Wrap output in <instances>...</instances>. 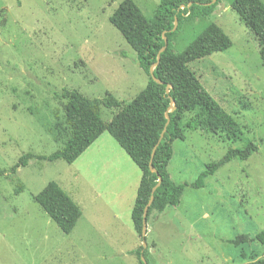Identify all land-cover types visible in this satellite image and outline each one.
<instances>
[{
    "label": "rangeland",
    "instance_id": "obj_1",
    "mask_svg": "<svg viewBox=\"0 0 264 264\" xmlns=\"http://www.w3.org/2000/svg\"><path fill=\"white\" fill-rule=\"evenodd\" d=\"M122 1L0 0V169L9 172L0 176V264H140L136 251L144 241L134 228L130 194L101 195L106 182L98 183L90 163L34 158L10 171L23 155H50L72 134L56 96L62 88L89 98L109 92L127 104L146 87L136 52L109 20ZM134 1L149 18L160 3ZM233 1L186 21L172 42L181 53L211 23L231 38L230 49L190 66L239 131L184 127L169 172L175 182L191 183L230 148L253 141L259 149L220 167L205 187L186 186L179 205L152 211L149 264H245L264 256V245L253 240L264 230V61ZM118 111L103 107L102 118L110 121ZM50 181L82 210L69 234L34 199ZM242 235L248 241L236 244Z\"/></svg>",
    "mask_w": 264,
    "mask_h": 264
},
{
    "label": "trees",
    "instance_id": "obj_2",
    "mask_svg": "<svg viewBox=\"0 0 264 264\" xmlns=\"http://www.w3.org/2000/svg\"><path fill=\"white\" fill-rule=\"evenodd\" d=\"M221 1L160 0L154 16L149 18L134 0H123L109 20L136 52V60L148 76L146 87L127 104L109 92L102 98H89L78 89L62 88L60 92H56V96L72 134L62 148L50 155H23L11 168V173L15 174L19 167L27 166L34 158L73 163L100 135L108 132L142 171L132 209L134 228L141 236L145 207L159 180L160 185L154 192L147 220L154 210L163 212L169 206L179 205L186 186L203 188L206 186V178L214 175L220 167L233 159L247 160L258 151L259 146L253 141L244 148H230L220 160L207 164L206 169L191 183H177L169 172L175 141L186 139L184 127L206 131L220 129L229 136H236L239 131V123L235 117L212 96L190 66L193 61L232 47L233 41L223 28L217 23H211L184 51L175 53L173 50L172 36L181 26L194 18L210 16ZM191 2L192 5L188 6ZM231 7L258 38L259 53L264 61V2L234 0ZM176 18L179 24L174 30ZM164 36L167 37L168 46L157 63L160 50L165 45ZM155 63L154 76L162 82L151 76V67ZM103 107L119 108V111L110 121H105L102 118ZM190 112L193 115L184 123L186 114ZM168 115L170 122L152 157L166 127ZM7 175L8 170L0 169V176ZM34 199L64 233H71L82 216L79 205L56 181L47 183ZM253 240L264 245V230L258 232ZM247 241L245 235L234 240L236 244ZM136 254L140 264H145L142 255L149 264L147 248L144 249L141 245ZM245 264H264V256Z\"/></svg>",
    "mask_w": 264,
    "mask_h": 264
},
{
    "label": "crops",
    "instance_id": "obj_3",
    "mask_svg": "<svg viewBox=\"0 0 264 264\" xmlns=\"http://www.w3.org/2000/svg\"><path fill=\"white\" fill-rule=\"evenodd\" d=\"M111 137L104 132L74 162L84 160L94 167L98 183L106 182L105 188L99 191L101 195H118L123 198V195L129 193L128 202L132 200L133 209L142 171H137L136 163Z\"/></svg>",
    "mask_w": 264,
    "mask_h": 264
},
{
    "label": "water",
    "instance_id": "obj_4",
    "mask_svg": "<svg viewBox=\"0 0 264 264\" xmlns=\"http://www.w3.org/2000/svg\"><path fill=\"white\" fill-rule=\"evenodd\" d=\"M216 1H217V0H211V3H215ZM190 5H192V2L189 3L188 6H190ZM183 7H184V6H183ZM178 24H179V21H178V18H176V19H175V26H174V28H173L174 30L177 29ZM164 38H165V45H164V46L161 48V50H160V54L158 55V61H157V63L160 61L161 53H162V52L167 48V46H168V40H167V37L164 36ZM157 63H155V64L151 67V76L153 77V79H155V80H157V81H159V82H162V81L158 80V79L154 76V72H153V71H154V68H155V66L157 65ZM169 89H170V84H169V85L167 86V88H166L167 92H169ZM173 108H175V106H174ZM169 122H170V116L168 115V121H167L166 127H165L164 131L162 132V134H161V136H160V139H159L158 144L155 146V148H154V150H153L152 157L154 156L155 151H156V149H157V147H158L160 141H161L162 138L164 137V134H165V132H166V129H167V126H168ZM151 169H152V170H155V168H154L153 166H151ZM160 181H161V180H159V182L153 187L151 198H150L148 204L146 205V207H145V211H144V217H143V229H142V234H141V237H142V239H143V241H144V245H143L144 249H146V247H147V242H146V236H147V231H148L147 214H148L149 207H150V205L152 204V202H153V200H154V192L156 191L157 187L160 185ZM141 258H142L143 262H144L145 264H147V260H146V258H145L143 255H142Z\"/></svg>",
    "mask_w": 264,
    "mask_h": 264
}]
</instances>
